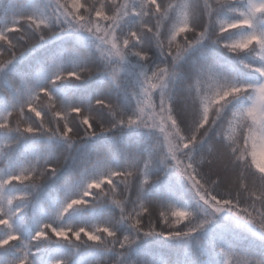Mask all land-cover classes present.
<instances>
[{
    "label": "snow or ice",
    "instance_id": "6c2138e0",
    "mask_svg": "<svg viewBox=\"0 0 264 264\" xmlns=\"http://www.w3.org/2000/svg\"><path fill=\"white\" fill-rule=\"evenodd\" d=\"M0 264H264V0H0Z\"/></svg>",
    "mask_w": 264,
    "mask_h": 264
}]
</instances>
